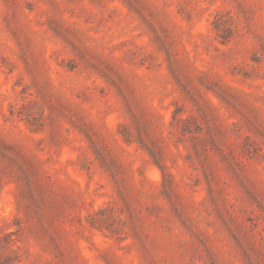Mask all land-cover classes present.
Masks as SVG:
<instances>
[{
  "label": "rangeland",
  "instance_id": "1",
  "mask_svg": "<svg viewBox=\"0 0 264 264\" xmlns=\"http://www.w3.org/2000/svg\"><path fill=\"white\" fill-rule=\"evenodd\" d=\"M0 264H264V0H0Z\"/></svg>",
  "mask_w": 264,
  "mask_h": 264
}]
</instances>
